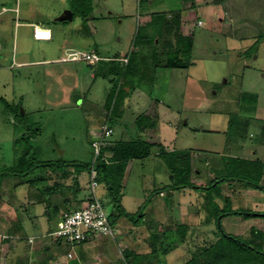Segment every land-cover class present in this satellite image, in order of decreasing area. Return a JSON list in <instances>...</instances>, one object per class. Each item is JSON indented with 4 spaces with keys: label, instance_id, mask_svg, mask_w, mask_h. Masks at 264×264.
Listing matches in <instances>:
<instances>
[{
    "label": "rangeland",
    "instance_id": "obj_1",
    "mask_svg": "<svg viewBox=\"0 0 264 264\" xmlns=\"http://www.w3.org/2000/svg\"><path fill=\"white\" fill-rule=\"evenodd\" d=\"M65 10L74 17L57 20ZM177 11L179 32L193 38L192 50L184 56L189 64L156 67L165 62L157 29L143 24L152 13L166 12L170 18ZM2 19L9 42L0 49V98L5 99L0 100V170L21 156H29L31 164H44L25 177L4 175L0 181V264H35L25 254L30 249L27 232L17 233L14 226L23 215L27 224L35 191L41 196L36 211L47 210L44 223L33 230L37 235L47 228V216L59 220L66 208L77 204L57 202L50 208L55 199L90 193L89 167L95 158L90 140L100 137L98 119L117 74L108 73L103 64L83 61L9 65L25 50L33 53V60L36 52L57 54L68 45L96 49L104 61L130 58L127 66L115 62L126 76L123 84L117 82L119 109L112 113L113 133L105 138L140 135L156 142L150 155L131 161L121 182L113 180V187L122 185L117 198L99 176L96 194L106 213H113V227L126 232L129 243L118 244L122 254L114 264H182L224 232L264 252V0H0V23ZM30 21L46 22L54 39L44 44L24 37L18 22ZM154 35L147 44L146 38ZM76 93L86 96L83 103L76 101ZM155 110L157 130L139 132L138 123L151 125ZM139 114L147 119L137 121ZM161 148L185 151L188 169L184 165L186 170L172 173L156 154ZM183 179L195 186L176 189L182 226L174 233L160 232L158 225L168 211L173 214L171 196L161 197L160 191ZM116 203L127 216L115 211ZM240 211L260 215L245 217ZM130 228L137 232L129 233ZM140 229L147 234L140 235ZM43 237L39 241L46 244L53 238ZM44 244L34 245L39 250ZM59 245L63 255L78 246Z\"/></svg>",
    "mask_w": 264,
    "mask_h": 264
},
{
    "label": "trees",
    "instance_id": "obj_2",
    "mask_svg": "<svg viewBox=\"0 0 264 264\" xmlns=\"http://www.w3.org/2000/svg\"><path fill=\"white\" fill-rule=\"evenodd\" d=\"M193 6V5H192ZM87 15L83 13V18ZM72 16L74 17V13L72 12ZM179 22H180V12L177 11L173 14L170 18L167 17L166 12H158L152 13L150 15V20L143 24L144 27L148 25L154 26L156 30V34L158 36V44L161 48V54L165 57V62L159 63L156 67H164V68H180L184 67V65H188L189 62H184V56H188L193 47V38L190 35H185L179 32ZM154 36H149L146 38L145 42H152L155 39ZM140 36V29L136 33V38ZM129 61V60H128ZM125 64H129V62ZM112 62V61H111ZM114 63V62H112ZM123 64V65H125ZM125 65V66H127ZM111 72L116 73L117 76L115 77L116 83L112 85L108 96L104 102V112L101 118V125L104 124L111 129L110 134L106 135L103 127L101 128L100 137L90 140L91 146L93 147V142L95 141H103V145L100 146L99 153L94 156L93 164L89 167V173L91 168L93 167L96 170V180L98 181L100 174L104 177L105 182L107 183L108 187L110 188V192L112 193V198L115 199L121 193L122 185L118 187H113L112 182L113 180L118 178L117 182L120 181L124 175L125 167L130 160L134 159H143L150 154V150L152 146L156 145V142H151L149 140L144 139L142 136H137L136 138H129V139H118L116 141H112L107 136H111L113 133V129L111 128L114 119H113V112L116 111L118 113L117 105L120 102V97L117 98L119 92H121V85L118 86L117 82L121 79L120 76L124 77V73L126 71L122 70L119 66L111 67ZM118 79V80H117ZM114 81L113 79H111ZM117 89V90H116ZM1 101L5 102L4 98H0ZM19 116V115H18ZM143 115H138L136 120H140ZM144 118L147 119L144 115ZM143 118V119H144ZM117 119V118H116ZM150 119V118H149ZM145 123V122H144ZM138 123V131L143 132L146 127H150L148 129L155 128L157 124V120L154 119L151 121V125ZM108 152H111V155H108ZM160 156L164 157L167 164L169 165L171 172L175 173L176 171H184L186 170L184 165H187V169L189 163L186 162L185 159L187 154L185 151L180 150H170V151H163L161 148L158 150ZM176 157L179 158L176 161ZM29 156H21L18 160L14 161L11 165L4 167L0 170V181L4 175L6 176H16V177H25L32 172L34 168L37 166L43 165L44 162H39L36 164H31ZM96 160L99 161V165L97 166ZM177 162V163H176ZM184 167V168H183ZM171 173V177L173 174ZM40 179V177H38ZM246 182L247 181L244 180ZM99 183V181H98ZM195 186L189 180L183 179L182 183L178 185L177 183L173 182L172 185H169V190L172 189H179L181 187H193ZM262 188V187H260ZM164 190V189H162ZM115 210L119 212V214H123L127 216L126 211L119 203L115 204ZM68 211V209L66 210ZM233 212V211H232ZM239 213V212H234ZM245 217H252V216H259L260 213L256 212H247V211H240ZM109 222L113 224L114 215L113 213L108 215ZM182 226V224H180ZM179 226V227H180ZM179 227L176 231L179 230ZM186 228V227H185ZM224 232V231H223ZM186 233L181 237H185ZM170 246L166 249L168 253ZM182 264H264V252H262L256 246L251 245L248 242H242L236 236L231 234H226L225 232L221 234V237L216 239L214 242L210 244L198 247L194 252L191 253V257L184 261Z\"/></svg>",
    "mask_w": 264,
    "mask_h": 264
},
{
    "label": "crops",
    "instance_id": "obj_3",
    "mask_svg": "<svg viewBox=\"0 0 264 264\" xmlns=\"http://www.w3.org/2000/svg\"><path fill=\"white\" fill-rule=\"evenodd\" d=\"M72 18H73V16H72ZM3 21L4 20L2 19L1 23H0V49H1V45H5V44L8 45V43H6V41L9 42L6 35H4V31L1 28L2 25H3V27L5 25L4 23H2ZM18 24H19L18 25L19 27L23 26V28H24L23 35L25 33L27 35L24 37L31 38L34 41L46 42L44 44H48V42H51L54 39V36H55L54 31L44 21L18 22ZM37 25H39V26L42 25L51 31V37L49 40H36L33 37V29ZM19 37H23V36L19 35ZM69 49L81 50L79 48H74V46H72V45L64 46L63 48L61 46V48L57 49V51H58L57 54L56 53L50 54V51L48 53L36 52L35 56H38V57H36V59L34 58L33 60L30 58L33 53L28 51V50H25V52L23 54H20L18 56V58H16L17 56L15 57V55H14L13 61H10L9 65L13 66V67H15V66L26 67V66L35 65L38 62H40V64L52 62L53 59H56L58 61L64 55V54H61V51H63L65 53ZM85 51H94V52L98 53L96 49H89V50H85ZM26 53H28L29 55ZM60 54H61V56H59ZM55 55H57V56H55ZM124 56H126V55L118 56V57H115L114 59L105 60V61L103 59H101L94 66H96L97 64H99V65L103 64L102 67H106L107 72L110 73L111 67L116 66L115 62L120 61V58H122ZM27 57H29V58H27ZM53 57H56V58H53ZM3 59H6V57L3 56ZM128 60L130 61V58ZM111 61L114 63H112ZM66 62H76V61H66ZM124 75H125V73H124ZM95 76H96V74L93 75V78ZM124 77H122L120 79L122 84H123ZM75 98H76L77 102L83 103L86 99V96H84V98H83V95L76 93ZM101 103H103V101H101ZM155 113H156V117L154 116V118L157 120L159 118L158 110H155ZM100 121H101V119H98V122H100ZM153 129L157 130V128H153ZM144 132H146V130H144L143 133ZM93 139H96V138H91V140H93ZM112 141H116V140H112ZM151 142H154V141H151ZM154 146H156V145H154ZM169 150H174V148L169 149ZM151 153H152V151L150 150V154ZM156 154H157V151H156ZM108 155H111V152H108ZM131 161L132 160H130L128 162V164L126 165L125 172H124V175L122 178H124L125 174L130 169ZM35 184H36L35 186L40 188L39 187L40 184L39 185H38V183H35ZM43 188H45V187L43 186ZM121 192H122V189H121ZM36 193H37V191H35V194ZM35 194H34L35 199L33 201L31 200L29 202L30 205H32V207H31L32 211L30 210V215L27 216V218H28L27 224L25 222V218H26L25 215H23L24 217H22V216L17 217L16 216L18 219H15V220L16 221L19 220V223L17 225L14 224L15 229L17 230V233H25V232L30 233V235L27 233H26V235H24V237L28 236L29 241H28L27 245L31 249V250L28 249V251H25V254L27 255V257L29 255V257H31V260L33 262H35V264H114L116 261H118V259H117L118 256L120 254H122L118 244L119 245H128L129 243H128V238L125 237L127 235V233L126 232L123 233V231L120 230L119 228H117L116 226H114V227H116V230L118 231L117 235L115 233V236H109L110 238L107 236H92V238L90 237L91 239H88L87 241H84L82 243L77 244L78 245L77 247H69L66 250L65 255H63L64 252H62L60 250L59 244H62V241L55 240L53 238L47 244L44 240L39 241V238H44L43 237L44 235L49 236V232H51L55 228L56 222L58 221L57 220L58 218L53 219L50 216H47L46 219L48 221V224H47L48 226L45 229L44 233H42L41 235H37V234H35V232H33L34 228H37L36 226L40 225L39 223L41 220H42L41 223L42 224L44 223V217H42L43 214L47 215L46 214L47 210H45L43 212V214L36 211L34 204L41 199V196H35ZM167 194L169 196H171V199H172V201H171L172 204H171L170 210L172 209L173 214L170 215L169 211H168L167 216L165 217L164 221L161 222L160 225H158V228H159L160 232L172 231L174 233L181 224L180 223L181 222L180 204H179V202H177L179 200L177 197V191L175 189L167 190V192L164 190L160 191L161 197L166 196ZM85 200H86V198H81V197H75V198L71 197V196L64 197V198L61 197L60 200L55 199V201L52 203V206H50V208L57 207V206H55L57 202H59L58 205L61 203V204H64L65 207H67V205L72 203V202H77V204L75 205V207H77V206L81 205L83 202H85ZM67 209H70V208L69 207L66 208L65 211ZM115 211L119 214V212L117 210H115ZM166 212H167V209L165 210V213ZM49 213H50V211H49ZM30 220H31V222H30ZM16 221H14V222H16ZM137 226H142V225H137ZM29 230H30V232H28ZM131 230H136V229L130 228L129 233ZM136 232H137V230H136ZM143 234H147V231H146V233H143V231L141 230L140 235H143ZM21 237H23V236H21ZM118 237H121V241H119L117 243H116V241L114 242V240H116V239L119 240ZM42 242L45 244H44L43 248L38 250L34 244L36 243L40 247V244ZM50 243H51V245H49ZM53 244H57L56 247H52ZM73 248H76V249L73 251ZM125 248H129V247L125 246ZM36 251H38L40 254ZM36 253H38L40 255L38 260H36V258H37L35 256ZM69 253L71 254V256H68ZM64 257L66 258L65 260L63 259Z\"/></svg>",
    "mask_w": 264,
    "mask_h": 264
},
{
    "label": "built area",
    "instance_id": "obj_4",
    "mask_svg": "<svg viewBox=\"0 0 264 264\" xmlns=\"http://www.w3.org/2000/svg\"><path fill=\"white\" fill-rule=\"evenodd\" d=\"M198 24H201V21H198ZM33 37L36 40H49L51 31L42 25H37L33 29ZM101 59V56L94 51L78 49H69L60 58L62 62L83 61L89 65H94ZM120 61L125 64L128 61V57H122ZM102 127L105 134L109 135L111 129L105 124ZM103 144V141L93 142L95 156L99 153L100 146ZM97 186L96 170L92 167L89 183L90 193L87 195L85 202L63 212L55 228L49 232V236L71 245L82 243L91 236H115L114 227L109 222L108 214L96 194ZM68 255L70 256L71 254L69 253Z\"/></svg>",
    "mask_w": 264,
    "mask_h": 264
},
{
    "label": "water",
    "instance_id": "obj_5",
    "mask_svg": "<svg viewBox=\"0 0 264 264\" xmlns=\"http://www.w3.org/2000/svg\"><path fill=\"white\" fill-rule=\"evenodd\" d=\"M72 19V12L71 10H65L58 18L57 20H71ZM23 112V111H22Z\"/></svg>",
    "mask_w": 264,
    "mask_h": 264
},
{
    "label": "clouds",
    "instance_id": "obj_6",
    "mask_svg": "<svg viewBox=\"0 0 264 264\" xmlns=\"http://www.w3.org/2000/svg\"><path fill=\"white\" fill-rule=\"evenodd\" d=\"M124 57H127V56H124ZM95 65V64H94ZM57 240V239H56Z\"/></svg>",
    "mask_w": 264,
    "mask_h": 264
}]
</instances>
